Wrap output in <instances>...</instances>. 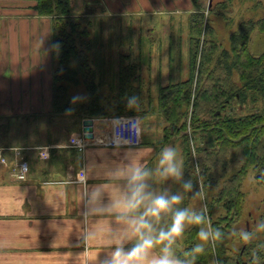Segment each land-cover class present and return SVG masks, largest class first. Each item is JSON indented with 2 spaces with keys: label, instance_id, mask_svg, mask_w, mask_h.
I'll return each instance as SVG.
<instances>
[{
  "label": "trees",
  "instance_id": "trees-1",
  "mask_svg": "<svg viewBox=\"0 0 264 264\" xmlns=\"http://www.w3.org/2000/svg\"><path fill=\"white\" fill-rule=\"evenodd\" d=\"M220 5L227 6L224 1ZM34 8L40 16L52 18L55 66L48 120L70 114L79 119L135 113L162 117L167 126L161 146L172 135H180L185 178L199 186L195 172L199 164L212 225L224 233L231 232L242 213V182L249 168L260 173L258 178L264 174V52L254 54L249 47L255 30L264 33V15L241 21L229 37V48H225L212 36L209 17L205 20L203 12H194L189 21L188 75L159 84L157 101L148 108L140 97L141 83L137 86L133 81L138 66L120 63L110 81L111 91L117 86L110 107L103 104L104 81L97 77L92 66L96 62L90 58V19L74 13V0H36ZM81 85L86 94L78 97L71 89ZM132 95L140 97L139 111L127 108V97ZM216 186L219 190L209 198V191ZM184 195L181 206H188L189 197ZM217 206L224 212L215 217ZM197 231L196 226H189L181 240L184 248L177 250L178 254L197 243ZM229 243L230 237L218 242L215 252L199 257L197 264L214 259L219 264H249L252 254L245 252L244 246L235 249ZM259 254L264 264L262 251Z\"/></svg>",
  "mask_w": 264,
  "mask_h": 264
},
{
  "label": "crops",
  "instance_id": "crops-1",
  "mask_svg": "<svg viewBox=\"0 0 264 264\" xmlns=\"http://www.w3.org/2000/svg\"><path fill=\"white\" fill-rule=\"evenodd\" d=\"M35 4L36 0H0V66L10 58L11 69L19 64L22 81L27 84L19 95L9 89L6 84L9 79L0 74V146L7 149L8 160L6 164L0 163V264H98L108 250V230L113 217L90 218L89 227L97 230L99 237L85 245L82 237L85 191L106 182L103 169L128 163L129 155L135 154L145 164L155 166L165 145L161 146L159 137L149 134L146 128L138 146L102 144L100 141L111 130L112 116L94 118V138L85 151L70 146L72 136L83 135V119L65 115L48 120L45 115L52 112V94L48 90L51 91L55 61L51 39L45 43L41 38L49 30L51 19L40 16ZM36 33L41 34L40 41H35ZM97 65L102 68L97 77L108 81L109 89L115 77V72L109 74L112 65L106 68L102 62ZM119 65L120 62L116 70ZM28 66L36 68L33 71L40 69L44 84L47 79L50 81L46 89L28 84L31 81ZM107 74L110 76L105 79ZM168 75L171 77L169 72ZM32 76L41 82L37 74L32 72ZM133 81L139 86L140 74ZM17 98H21V106L14 108ZM26 99H31V107ZM7 112L12 116L9 124L3 123L1 116ZM45 147L47 159L39 152ZM18 160L29 165L24 180L18 179L13 171ZM81 170L89 176L86 186L76 179ZM167 184L157 187H169ZM107 201L105 194L104 202Z\"/></svg>",
  "mask_w": 264,
  "mask_h": 264
},
{
  "label": "rangeland",
  "instance_id": "rangeland-1",
  "mask_svg": "<svg viewBox=\"0 0 264 264\" xmlns=\"http://www.w3.org/2000/svg\"><path fill=\"white\" fill-rule=\"evenodd\" d=\"M223 1L227 5L226 7L220 5ZM167 7H172V9H167ZM74 10V13L91 21L87 38L90 37L92 39L93 51L90 58L96 62L95 65L92 62L96 74H101L102 68L100 70L97 65L100 62L105 64L104 68L108 64L112 65L109 69L110 75L114 74L113 72H117V63H124V65L134 63L138 66L135 76L140 74L142 86L140 97L143 98L144 105L149 108L151 104L157 101L159 84H167L170 79H183L188 75L189 21L194 12H203L205 20L209 17L213 27L212 36L222 43V47L229 48V37L232 32L237 30L241 21L258 19L264 15V2L260 0H74ZM43 17L51 19L49 30L44 32L43 37H41L40 33H36L33 36L35 41H40L41 37L47 43L49 39L52 40L53 36L52 18L50 16ZM48 34L50 35L48 36ZM249 47L254 54L264 52V33L255 30L251 34ZM10 63V58H6L5 64L0 66V74L9 79L6 82L9 89L20 95L22 86H27L25 81H22L23 70L19 64L11 69ZM169 63L171 68H168ZM149 64L151 66H148ZM27 68L29 75H31V81L28 84L39 90H42L41 86L46 89V85L48 87L50 81L47 79L45 84L42 82L40 69L33 71L36 68L32 66ZM32 72L40 77L41 82L34 79ZM168 72L171 77H169ZM110 75L107 74L105 79ZM108 87V81H104L101 92L104 97L103 104L111 107L114 102L111 94L116 92L117 86L115 84L112 91L111 87L109 89ZM71 90L78 97L86 94L83 85L73 87ZM48 93L52 94V81L51 91L48 90ZM20 100L21 98L14 99L12 106L14 108L16 105L21 106ZM26 100L31 107V99ZM2 107L8 108L9 105L2 104ZM45 115L48 116L47 114ZM135 115L141 117L144 129L146 128L149 134L152 135L154 133L155 137H159V144L161 145L165 134L164 129L167 126L165 120L156 114L135 113ZM1 116L3 123H10L12 116H8V112ZM165 146H174L183 158L180 135H172ZM258 174L260 173L257 170L249 168L243 179L242 190L244 198L242 200V213L240 218L233 224L232 229L246 230L247 221L252 219L250 218V211H253V217L257 219V222L261 220L264 174H261L262 178H258ZM167 183L172 191H182L179 185L173 184L171 181ZM218 190V186L213 187L209 191L210 197H208L211 198V195ZM187 195L189 197V207L199 209L207 202L206 199L203 201L199 199L193 200L191 193H187ZM214 211L215 217L224 212L218 206ZM254 227L255 225L252 226L253 229ZM256 241H259L260 244L264 243V234H260ZM256 241L253 242L258 243ZM229 245L238 249L244 244L234 238H230ZM180 248H184L182 242L177 250ZM216 261L214 259L208 264H215Z\"/></svg>",
  "mask_w": 264,
  "mask_h": 264
},
{
  "label": "clouds",
  "instance_id": "clouds-1",
  "mask_svg": "<svg viewBox=\"0 0 264 264\" xmlns=\"http://www.w3.org/2000/svg\"><path fill=\"white\" fill-rule=\"evenodd\" d=\"M127 108L139 111L140 97H127ZM115 126L118 130L116 138L121 144L139 143L144 135L140 116L119 118ZM124 132L128 135L124 136ZM192 150L195 153L194 146ZM195 172L199 186L192 179L185 178L184 160L174 146L163 147L152 167L133 154L128 156V163L103 169L106 182L85 191L82 214L85 245L99 237V232L89 227L90 218L113 217L108 230V250L98 264H197L199 257L207 252L214 253L218 242L226 237L248 245L264 234V219L256 222L252 230L234 228L224 233L213 227L207 204L199 209L181 206L185 193H191L193 200L206 199L203 191L205 177L199 164L195 165ZM88 178L84 170L77 173L76 179L82 185L86 186ZM169 181L179 185L182 191H172L170 186L157 187ZM105 194L107 203L104 202ZM189 226L198 228V242L178 254L177 249ZM260 250H264V243L258 245L250 264H261Z\"/></svg>",
  "mask_w": 264,
  "mask_h": 264
},
{
  "label": "built area",
  "instance_id": "built-area-1",
  "mask_svg": "<svg viewBox=\"0 0 264 264\" xmlns=\"http://www.w3.org/2000/svg\"><path fill=\"white\" fill-rule=\"evenodd\" d=\"M135 116H137V115H135V114H121V115L113 116L111 118V120H112L111 130L108 133V135L103 140H101L100 142L102 144H105L106 146H110V147L138 146V145H140L142 143V139L139 143L121 144V143H118L117 138H116V133L118 130L115 126V121L118 120L119 118H122V117H135ZM123 135L127 136L128 133L124 132ZM90 141H91V139H86L82 135L81 136L75 135V136H72L70 138V146H72L73 148H75L76 150H78L80 152H83V151H85V149L89 145ZM6 150L7 149L5 147L0 146V163H2V164H6L8 162L7 157L5 155ZM39 152H40V156L43 159H47L49 157L48 149L46 147L40 149ZM28 170H29V165H28V162L25 160H18V162L15 163V165L13 167V171H14L15 176L21 180H24L27 178Z\"/></svg>",
  "mask_w": 264,
  "mask_h": 264
},
{
  "label": "flooded vegetation",
  "instance_id": "flooded-vegetation-1",
  "mask_svg": "<svg viewBox=\"0 0 264 264\" xmlns=\"http://www.w3.org/2000/svg\"><path fill=\"white\" fill-rule=\"evenodd\" d=\"M253 211H250V219L249 221H247L246 224V230H252V226L256 224L257 219L253 217ZM260 217L261 219H264V197H263V202H262V209H261V213H260ZM258 243L253 242L252 244H248V245H243L245 252H247L249 255L253 254V251H257L258 250V245L260 244L259 241H256ZM262 251L263 255H264V250H260ZM251 261V259L249 260V262ZM246 263V261L244 262ZM250 264V263H249Z\"/></svg>",
  "mask_w": 264,
  "mask_h": 264
},
{
  "label": "water",
  "instance_id": "water-1",
  "mask_svg": "<svg viewBox=\"0 0 264 264\" xmlns=\"http://www.w3.org/2000/svg\"><path fill=\"white\" fill-rule=\"evenodd\" d=\"M94 118H85L83 119V137L86 139L94 138Z\"/></svg>",
  "mask_w": 264,
  "mask_h": 264
}]
</instances>
